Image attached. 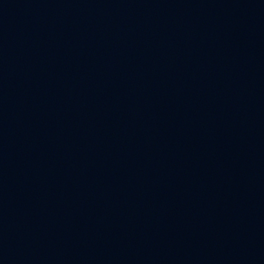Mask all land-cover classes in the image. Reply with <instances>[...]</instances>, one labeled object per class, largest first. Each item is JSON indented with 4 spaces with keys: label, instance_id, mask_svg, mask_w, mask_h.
I'll list each match as a JSON object with an SVG mask.
<instances>
[{
    "label": "water",
    "instance_id": "1",
    "mask_svg": "<svg viewBox=\"0 0 264 264\" xmlns=\"http://www.w3.org/2000/svg\"><path fill=\"white\" fill-rule=\"evenodd\" d=\"M0 264H264V0H0Z\"/></svg>",
    "mask_w": 264,
    "mask_h": 264
}]
</instances>
